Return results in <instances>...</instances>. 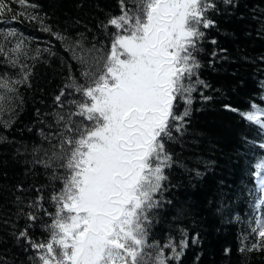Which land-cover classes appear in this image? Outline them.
<instances>
[{
    "label": "snow or ice",
    "instance_id": "1",
    "mask_svg": "<svg viewBox=\"0 0 264 264\" xmlns=\"http://www.w3.org/2000/svg\"><path fill=\"white\" fill-rule=\"evenodd\" d=\"M10 2L0 0V17L12 11ZM17 2L25 11L13 15V20L24 15L39 21L42 31L64 43L72 59L86 66L80 73L85 82L80 83L70 73L54 98L59 108L54 113L57 131L41 133L49 147L33 149L34 153H43L33 163L45 169L53 188L49 200L55 211L43 208L42 194L29 207L49 216L51 222L42 225L49 238L46 242L33 240L25 228L17 239L23 238L35 251L33 264L180 261L186 239L178 246L171 239L160 246L149 244L148 237L153 213L163 203L166 170L177 163L167 145L177 140L174 132L182 136L186 130L196 85L208 87L198 78L201 64L197 54L202 51L205 30L215 27L209 12L216 10V4L213 0H119L120 14L102 25L105 30L109 26L116 29L111 35L110 51L94 55L89 61L77 53V47L89 53L102 50L95 46L84 50L81 41L69 42L44 24L38 13L28 11L38 5L28 0ZM224 2L231 4L232 0ZM7 36L15 37L17 31L12 29L5 39ZM9 51L13 55L9 56L0 44V55L7 57L9 66L19 68L21 75L12 79L6 73L0 74V127L4 128L12 126V116L23 102L18 86L30 87L32 75L29 65L20 60L21 56L28 58L24 39ZM43 51L54 55L50 48ZM36 52L32 60L38 59L41 50ZM77 95L80 99L68 98ZM181 102L183 112H178ZM250 107L240 115L264 130V107ZM225 108L238 111L230 105ZM5 115L9 119H4ZM4 139L0 137V141ZM255 167L257 191L261 193L256 207L261 208L264 160ZM57 183L61 185L59 191L55 190ZM27 218L35 222L38 216L29 212ZM252 232L259 242L241 248V252L264 251V214L255 221ZM192 242L196 243L197 238ZM148 249H154V255ZM164 249H170L171 256H166Z\"/></svg>",
    "mask_w": 264,
    "mask_h": 264
},
{
    "label": "trees",
    "instance_id": "2",
    "mask_svg": "<svg viewBox=\"0 0 264 264\" xmlns=\"http://www.w3.org/2000/svg\"><path fill=\"white\" fill-rule=\"evenodd\" d=\"M28 2L38 5L29 9L30 13H38L44 24L69 42L81 41L84 50L93 46L102 50L89 53L77 47V53L89 61L110 51L116 29L109 26L105 30L102 25L120 14L119 0ZM213 2L217 7L209 12V18L215 27L205 30L202 51L197 54L201 64L198 78L208 87L196 85L186 130L182 136L174 132L177 140L167 145L177 163L166 170L163 203L153 213L148 242L163 246L171 239L178 246L182 239L187 240L180 261L170 260L169 264H264V251H240L259 242L252 229L263 210L256 207L261 194L254 173L256 164L264 160V130L240 113L250 111L252 104L264 107V0ZM8 6L12 11L0 17V44L11 56L9 50L24 39L28 58L21 56L20 60L29 65L32 75L30 87L18 86L23 102L12 116V126L0 127V137H6L0 141V264H33L35 251L23 238L17 239L18 234L27 228L33 240L46 242L49 234L42 225L51 221L42 210L29 205L42 194L43 208L55 211L45 169L33 163L43 153L33 149L49 147L41 133L57 131L54 113L59 108L54 98L70 73L84 83L80 73L86 66L72 59L64 43L42 31L39 21L24 15L13 20V15L25 11L17 0ZM12 29L17 36L5 39ZM45 48L54 55L44 52ZM37 49L40 55L32 60ZM6 60L0 55V74L19 79V68L9 66ZM68 98L80 99L78 95ZM225 105L238 111L226 110ZM183 108L181 102L178 112ZM60 187L57 183L55 190ZM29 212L38 216L35 222L27 218ZM146 251L155 253L154 249ZM164 251L171 256L170 249Z\"/></svg>",
    "mask_w": 264,
    "mask_h": 264
},
{
    "label": "rangeland",
    "instance_id": "3",
    "mask_svg": "<svg viewBox=\"0 0 264 264\" xmlns=\"http://www.w3.org/2000/svg\"><path fill=\"white\" fill-rule=\"evenodd\" d=\"M261 194V193H260ZM262 211L258 214V218L257 219H259L261 216H262V214H264V207H262Z\"/></svg>",
    "mask_w": 264,
    "mask_h": 264
}]
</instances>
